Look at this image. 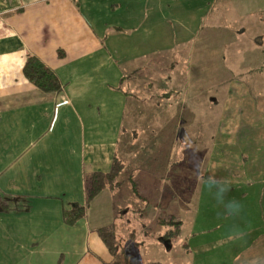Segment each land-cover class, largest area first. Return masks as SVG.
<instances>
[{"label": "crops", "instance_id": "obj_1", "mask_svg": "<svg viewBox=\"0 0 264 264\" xmlns=\"http://www.w3.org/2000/svg\"><path fill=\"white\" fill-rule=\"evenodd\" d=\"M177 46L188 51L185 99L199 98L203 86L224 91L220 100L241 111L220 120L236 131L251 132L254 115L264 119V0H0V199L9 208L0 212V264H64L65 246L70 258L80 255L72 264L111 262L96 231L114 223L115 193L102 190L74 227L62 213L84 203L87 176L111 170L129 106L127 76L139 82L155 57ZM29 57L55 74L60 92L42 93L25 78ZM210 102L218 103L215 94ZM257 132L240 165L200 168L198 208L179 232L186 264H264ZM167 167L157 182L170 180ZM210 177L221 183L210 187Z\"/></svg>", "mask_w": 264, "mask_h": 264}, {"label": "rangeland", "instance_id": "obj_2", "mask_svg": "<svg viewBox=\"0 0 264 264\" xmlns=\"http://www.w3.org/2000/svg\"><path fill=\"white\" fill-rule=\"evenodd\" d=\"M187 52V46H177L173 52L155 57L158 61L138 76L143 86L136 87L139 82L133 76L125 79L129 106L115 157L119 171L112 186L116 196L114 235L117 256L128 255L142 264H186L185 242L182 235L177 236L175 224L189 225L198 208L197 187L203 179L200 168L240 165L245 158L242 154L252 144L250 135L264 133V119L257 115L252 114L257 125L251 132L246 127L236 131L232 122L221 121L222 115L231 118L241 110L226 107L227 103L220 100L225 92L220 89L214 92L203 86L202 93L196 91L195 98H199L185 99L182 88ZM205 61L207 67H219L218 61L213 65L209 59ZM240 82L247 86L248 77ZM227 88L230 85L222 89ZM214 94L218 100L215 106L210 104ZM189 112L193 117L187 119ZM170 133L175 140L170 141ZM172 148L171 155H166ZM167 166L170 180L157 182L158 173L162 177ZM199 175L201 179H197ZM152 185L158 188L151 189ZM75 243L81 248L82 244ZM40 247L45 253L49 246L43 243ZM64 251L58 259L64 264L80 259V255L70 258L66 246Z\"/></svg>", "mask_w": 264, "mask_h": 264}, {"label": "trees", "instance_id": "obj_3", "mask_svg": "<svg viewBox=\"0 0 264 264\" xmlns=\"http://www.w3.org/2000/svg\"><path fill=\"white\" fill-rule=\"evenodd\" d=\"M23 74L42 93H57L62 89V85L55 74L34 57L27 59ZM116 167L114 161L109 173L103 174L96 172L87 176L85 180L84 203L82 205L75 204L70 209L63 210L62 219L65 226L74 227L78 221L83 219L90 203L102 190L107 188L113 191V181L119 171ZM8 209L7 204L0 199V212H7ZM175 226L178 229L177 236H179L181 225L176 223ZM96 233L111 256V262L109 264H142L136 258H131L128 255H124L123 257L117 256L118 245L116 244L114 235V223L98 229Z\"/></svg>", "mask_w": 264, "mask_h": 264}, {"label": "clouds", "instance_id": "obj_4", "mask_svg": "<svg viewBox=\"0 0 264 264\" xmlns=\"http://www.w3.org/2000/svg\"><path fill=\"white\" fill-rule=\"evenodd\" d=\"M208 185L211 187V186H213V185H217V184H219V183H221V182H219V181H217V180H215L214 178H209V180H208ZM221 190L222 191H225L226 189L225 188H223V187H221ZM237 207H238V205H236Z\"/></svg>", "mask_w": 264, "mask_h": 264}]
</instances>
